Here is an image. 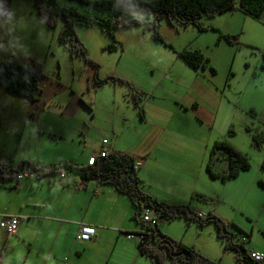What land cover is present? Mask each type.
<instances>
[{
    "label": "rangeland",
    "instance_id": "obj_1",
    "mask_svg": "<svg viewBox=\"0 0 264 264\" xmlns=\"http://www.w3.org/2000/svg\"><path fill=\"white\" fill-rule=\"evenodd\" d=\"M28 1L32 5L25 3ZM54 1L85 17L96 15L78 2ZM234 1L237 7L234 13L198 21L208 29L204 33L192 26L184 29L162 22L165 45L152 40L151 33L142 28L116 30L113 37L97 23L90 27L76 26L89 59L97 67L81 57L70 56L57 41L58 28L45 27L32 0H15L18 9L27 13L19 17L22 21L13 20L17 27L13 35L10 21L0 20V59L6 57L19 64L36 60L44 65L48 78L41 82L39 102L16 97V103L12 98L4 103L0 99V111L10 107V113L19 114L11 126L9 123L0 128V142L2 146L5 143V150L0 153L14 166L20 159L34 158L37 154L44 160L77 163L79 157H88L99 150L105 138L110 143L121 141L119 152H129L136 134L158 124L155 118L162 113L161 109L176 112L175 122L180 123L176 126L190 131L189 181L209 198L206 204L210 206L202 205L205 214L212 211L229 222V230L238 235V242L248 234L251 241L244 244L248 252L264 250V189L257 183L264 178L260 171L264 146L260 150L252 146V134L264 132V10L256 18L241 11V0ZM121 4L122 0H115L114 8L121 11ZM30 7L33 15L28 13ZM110 44L116 50L107 49ZM185 49L200 50L216 75L209 69L196 73L186 66L179 58ZM110 77L128 81L140 94L153 95L149 102L140 103L151 123L141 120L127 84L110 80L97 88L98 80ZM193 99L200 105L198 110L180 107L181 102ZM222 140L247 154L251 162L248 173L227 184L212 180L206 173L209 152L215 141ZM222 169L225 164L219 162L215 170ZM49 186L47 179L37 186L25 185L18 190L0 186V215L10 214L12 201L49 196L53 191ZM149 213L158 218L166 236L192 246L213 263L239 264L233 252L224 250L214 224L205 229L195 224L186 227L183 218L168 222L152 210ZM5 235L0 229V239H5Z\"/></svg>",
    "mask_w": 264,
    "mask_h": 264
},
{
    "label": "crops",
    "instance_id": "obj_2",
    "mask_svg": "<svg viewBox=\"0 0 264 264\" xmlns=\"http://www.w3.org/2000/svg\"><path fill=\"white\" fill-rule=\"evenodd\" d=\"M12 2L13 15L5 20L10 21V27L13 26V35L17 31L13 20L17 18L22 21L23 18L19 17L26 14L27 11L19 10L15 0ZM29 2L25 3L32 5ZM121 5V11L127 12L125 4ZM28 13L34 14L32 7ZM139 14L149 16L146 10L140 11ZM5 20H1V22L5 23ZM6 59L9 60L6 57L1 58L0 63ZM9 61L18 63L11 59ZM208 69L209 67L195 72ZM1 92L5 91L0 87V99L4 103L6 100H11L10 98L15 103L17 102L16 97L23 98L7 92L5 93L8 95H5ZM141 94H143L141 102L144 100L149 102V98L153 97L148 92H141ZM179 105L186 109L191 107L192 110L200 108L195 99L181 102ZM134 108L137 109L135 105ZM9 110L10 107L0 111V128H5L9 123L11 126L17 120L19 114L10 113ZM137 111L139 114L138 109ZM161 111L162 113L155 118L158 120L156 126L153 125V128L135 135L136 141L129 152H119L121 151L119 149L121 141L111 143L109 141V144L115 151L128 154L134 159L138 175L142 180V189L151 197L174 205L188 204L195 211L206 215L202 205L210 206V204H204L194 199V194L202 193L199 192L196 184L192 187L189 181V176L192 174L190 170V131L176 126L180 124L175 122L176 112L165 109H161ZM141 120L146 124L150 122L146 113ZM17 139L18 136L15 135V140ZM19 140L21 143V137ZM2 143L0 142V151L5 150V143L3 146ZM19 148L20 144L18 145ZM97 152L98 150L95 153L97 154ZM91 156L85 157L83 155L79 157L80 160L77 163L50 158L44 160L39 154L35 155L34 158L20 159L19 163L28 160L34 166L42 168L59 165L71 167L73 171L64 172V176L61 173L48 174L42 177L32 174L30 178L24 179L20 183H17L16 180L5 184L0 183V186L7 190H18L25 185L37 186L41 180L47 179L50 185L49 189L53 190L49 196L42 195L31 197L28 201L10 202V214H7L19 217L21 224L13 236H8L0 228L6 234L5 239H0V264H156L152 259L139 252L136 242L124 238L127 232L143 230L139 224L132 220L135 207L131 200L120 194L112 186L100 184L96 180L83 181L79 176L80 170L83 167H88L87 162ZM219 162H224L225 169L215 170ZM213 168L219 173H224L227 170V155L223 151L215 155ZM248 171L241 172L236 179H241ZM261 173L264 175L262 171ZM230 181L222 183L227 184ZM258 181L264 182V178H260ZM2 216L3 214L0 215V219ZM227 223L230 225L229 222ZM185 224L186 227H190L192 224L197 225L194 222L187 225L186 221ZM81 225L92 226L96 229V236L91 241L81 242L78 240ZM158 228L164 234L159 224ZM245 235L248 236V234ZM252 251L262 252L264 250Z\"/></svg>",
    "mask_w": 264,
    "mask_h": 264
},
{
    "label": "trees",
    "instance_id": "obj_3",
    "mask_svg": "<svg viewBox=\"0 0 264 264\" xmlns=\"http://www.w3.org/2000/svg\"><path fill=\"white\" fill-rule=\"evenodd\" d=\"M32 1L36 14L43 24L48 29L58 28L57 41L69 52L70 56L81 57L92 65L96 64L89 59L87 49L77 35L76 26L90 27L97 23L103 32L113 37L116 30L142 28L143 31L151 33L152 40L165 45V39L161 34L162 22L166 21L171 27L184 29L192 26L200 33H204L208 29L200 25L198 22L200 19L214 18L218 15L234 13L237 10L234 0H123L127 12L117 11L114 8L115 0H66L78 2L96 13L93 17H85L75 10L58 5L54 0ZM240 8L245 14L259 18L264 10V0H241ZM12 9V0H0V19L9 18ZM142 10H146L149 16H139L138 14ZM107 49L114 51L116 46L110 44ZM179 57L194 71L209 67L211 73L216 75V70L209 66V59L205 58L200 50L185 49L179 54ZM96 73H98V69ZM45 78L48 77L44 65L36 60H31L26 64L9 60H3L0 63V87L8 94L26 98L31 103L40 101L41 82ZM110 80L129 86L134 105L139 110L140 117L143 118L144 112L139 105L142 100L141 94L128 81L110 77L106 80H98L97 88L103 87ZM230 135H234L233 130L230 131ZM252 146L257 150L263 148L264 132L252 134ZM221 151L227 155L228 160V168L224 173L216 172L213 168L214 157ZM250 169L251 162L247 154L225 140L214 143L206 164V173L211 179L225 183L238 178L241 172ZM24 171L42 177L59 172H72L73 169L59 165L42 168L34 166L28 160L21 161L18 166H14L0 153L1 184L16 180L17 176ZM261 171L264 173V158L261 162ZM79 176L83 181L96 180L100 184L112 186L131 200L135 207L132 220L139 224L143 230L152 232L146 237L143 244H137L138 250L156 264L215 263L193 247L186 246L183 242L162 234L158 228V219L154 226L144 222L142 216L147 209L154 210L160 218L162 217L168 222L183 218L187 225L194 222L202 229L212 223L217 229V237L224 243V250L233 252L239 264H264V262L254 261L250 255L252 250L248 252L246 249L244 244L250 242V236L244 234L241 238L242 242H238V235L231 232L229 224L214 212L210 211L207 215H202L188 204H170L145 193L134 159L128 154L113 150L108 157L98 160L94 166L83 167ZM258 185L264 189L263 181H258ZM194 199L204 204L209 201L207 196L199 193L194 194Z\"/></svg>",
    "mask_w": 264,
    "mask_h": 264
},
{
    "label": "built area",
    "instance_id": "obj_4",
    "mask_svg": "<svg viewBox=\"0 0 264 264\" xmlns=\"http://www.w3.org/2000/svg\"><path fill=\"white\" fill-rule=\"evenodd\" d=\"M113 148L109 144V141L107 139H103L101 147L99 148V152L97 154L95 153L92 155L87 162L88 166H94L98 160L104 159L108 157L112 152ZM62 176H64V173H61ZM32 176V173L29 172H22L20 173L17 178L16 182L20 183L24 179L30 178ZM149 209H147L143 216L142 220L144 222L150 223L152 226L156 223V220L158 218H153L151 214L149 213ZM158 215V214H157ZM21 224L20 218L17 216H11V215H3L0 219V228H2L8 236H13L17 233L18 228ZM152 232L141 230L140 232H127L125 233V238L128 241H135L136 244H143V242L146 240V237L148 235H151ZM96 236V229L92 226L88 225H81L79 234H78V240L81 242H89ZM244 241L246 239H243ZM251 258L256 262H264V251L262 252H255L252 251L250 253Z\"/></svg>",
    "mask_w": 264,
    "mask_h": 264
}]
</instances>
